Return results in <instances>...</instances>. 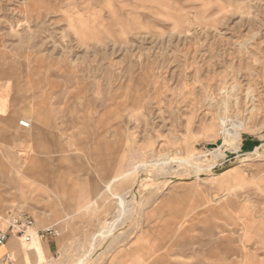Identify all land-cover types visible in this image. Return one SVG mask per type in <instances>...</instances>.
<instances>
[{"label": "rangeland", "instance_id": "obj_1", "mask_svg": "<svg viewBox=\"0 0 264 264\" xmlns=\"http://www.w3.org/2000/svg\"><path fill=\"white\" fill-rule=\"evenodd\" d=\"M0 84L8 264H264V0H0Z\"/></svg>", "mask_w": 264, "mask_h": 264}, {"label": "built area", "instance_id": "obj_2", "mask_svg": "<svg viewBox=\"0 0 264 264\" xmlns=\"http://www.w3.org/2000/svg\"><path fill=\"white\" fill-rule=\"evenodd\" d=\"M19 125L28 130L31 128V122L22 120ZM7 227L0 231V247L8 244L14 237L20 242L31 243L35 236L41 240L56 239L60 236V230L56 226H48L42 230H36V221L32 215L23 211L7 212ZM9 254L5 255L1 262L8 264L11 262Z\"/></svg>", "mask_w": 264, "mask_h": 264}, {"label": "crops", "instance_id": "obj_3", "mask_svg": "<svg viewBox=\"0 0 264 264\" xmlns=\"http://www.w3.org/2000/svg\"><path fill=\"white\" fill-rule=\"evenodd\" d=\"M5 91L6 90H5L4 86L1 85L0 86V117L9 116V118H7V120L9 121V123H14V126H15L17 120L15 118L10 117L11 116V113H10L11 105L7 104V100L5 97ZM54 243H55L54 241H50L49 247L51 248L52 245H54ZM35 244L36 245L34 247H32L31 249L25 248L23 246L24 244H22V248L18 249V247L15 245L13 239H11L8 244L0 247V261H1L2 257L7 255V254L10 255L11 259H13V257L18 255L25 262L27 259L28 260L31 259L32 254L36 255L39 258V260L41 259L42 256H43V258H45V246H44V244L41 242V240H38ZM162 259H163L162 257L158 256V262L161 261ZM147 262L148 261L145 260L144 264L150 263V262H148V263Z\"/></svg>", "mask_w": 264, "mask_h": 264}, {"label": "bare ground", "instance_id": "obj_4", "mask_svg": "<svg viewBox=\"0 0 264 264\" xmlns=\"http://www.w3.org/2000/svg\"><path fill=\"white\" fill-rule=\"evenodd\" d=\"M238 139V138H237ZM234 139L230 142V144L228 145V148L225 147V149L220 148L218 150L215 151L216 154L221 153V152H227V154H231V153H236L239 150V143L238 140ZM227 144V143H226ZM226 144L224 146H226ZM223 147V146H222ZM225 155V154H224ZM220 156V155H219ZM124 210V209H123ZM113 224H111L110 226H112ZM39 239L36 238L34 239L29 245H33L35 244Z\"/></svg>", "mask_w": 264, "mask_h": 264}, {"label": "water", "instance_id": "obj_5", "mask_svg": "<svg viewBox=\"0 0 264 264\" xmlns=\"http://www.w3.org/2000/svg\"><path fill=\"white\" fill-rule=\"evenodd\" d=\"M221 142L219 141L218 144H220ZM232 154H228V156H231Z\"/></svg>", "mask_w": 264, "mask_h": 264}]
</instances>
